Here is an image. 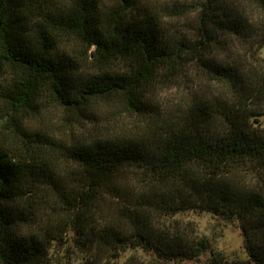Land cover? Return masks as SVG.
<instances>
[{
    "label": "trees",
    "instance_id": "obj_1",
    "mask_svg": "<svg viewBox=\"0 0 264 264\" xmlns=\"http://www.w3.org/2000/svg\"><path fill=\"white\" fill-rule=\"evenodd\" d=\"M263 48L264 0H0V264L194 260L190 211L264 264Z\"/></svg>",
    "mask_w": 264,
    "mask_h": 264
},
{
    "label": "rangeland",
    "instance_id": "obj_2",
    "mask_svg": "<svg viewBox=\"0 0 264 264\" xmlns=\"http://www.w3.org/2000/svg\"><path fill=\"white\" fill-rule=\"evenodd\" d=\"M262 56L264 57V48ZM177 218L186 225L190 223L191 227L196 230L198 238L208 240L210 247L197 259L183 262L178 261L175 264H211L212 260L219 258H222L228 264H253L250 262L245 249V239L239 221L227 220L209 212L194 211L178 215ZM69 240H74L73 235H69ZM69 243L72 242L70 241ZM52 254L55 259L65 264H78L82 260V254L76 248H72L67 252L66 248L58 244L53 249ZM133 254L131 251L126 252L123 262ZM138 255L139 257H146L148 260L152 257L150 254L142 252H139Z\"/></svg>",
    "mask_w": 264,
    "mask_h": 264
}]
</instances>
